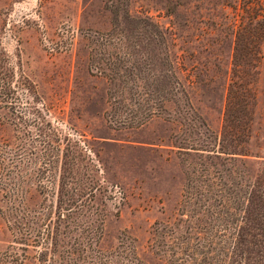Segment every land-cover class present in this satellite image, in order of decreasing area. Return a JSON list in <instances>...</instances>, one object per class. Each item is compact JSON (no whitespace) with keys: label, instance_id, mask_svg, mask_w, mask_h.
Returning <instances> with one entry per match:
<instances>
[{"label":"rangeland","instance_id":"1","mask_svg":"<svg viewBox=\"0 0 264 264\" xmlns=\"http://www.w3.org/2000/svg\"><path fill=\"white\" fill-rule=\"evenodd\" d=\"M148 15L167 32L198 114L194 135L201 142L214 130L222 149L263 158L264 0H0V160L45 173L54 154L77 156L81 176L98 180L102 244L130 235L144 254L155 221L178 211L186 170L207 154L171 145L178 124L162 115L141 126L115 119L93 64L101 50L111 58L134 16ZM53 171L63 174L58 163ZM11 239L0 209V253Z\"/></svg>","mask_w":264,"mask_h":264},{"label":"trees","instance_id":"2","mask_svg":"<svg viewBox=\"0 0 264 264\" xmlns=\"http://www.w3.org/2000/svg\"><path fill=\"white\" fill-rule=\"evenodd\" d=\"M132 25L116 35L111 58L101 50L93 65L108 80L119 123L141 126L162 115L178 124L171 145L185 154L207 151L186 170L178 211L155 221L147 254L130 235L108 248L98 180L81 176L77 156L54 154L45 173L15 172L20 165L14 158L0 160V209L12 233L0 264H29L30 257L35 264H264V157L222 149L224 140L203 118L211 133L200 142L194 135L198 114L166 30L150 15L134 16Z\"/></svg>","mask_w":264,"mask_h":264}]
</instances>
